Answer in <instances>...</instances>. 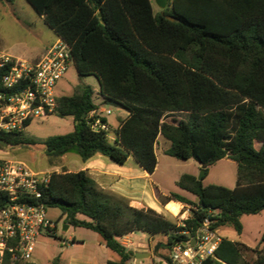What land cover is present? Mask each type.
I'll use <instances>...</instances> for the list:
<instances>
[{"label":"trees","instance_id":"16d2710c","mask_svg":"<svg viewBox=\"0 0 264 264\" xmlns=\"http://www.w3.org/2000/svg\"><path fill=\"white\" fill-rule=\"evenodd\" d=\"M28 2L70 45L80 82L74 94L58 96L55 113L72 117L74 129L43 141L51 165L69 153L83 162L102 155L120 165L133 156L153 174L160 136L170 143L167 155L197 161L205 167L204 178L210 166L225 158L237 164L234 189L183 174L177 185L195 195L196 202L174 192L159 193L166 207L177 202L191 207L185 227L151 208L132 207L127 198L104 191L85 170L52 172L39 201L59 209L65 225L98 234L119 256L107 264H129L135 258L122 244L131 233L162 235L160 250L171 251L187 240L183 231L194 233L207 217L212 229L232 226L241 234L243 215L264 212V0H170L158 12L152 0ZM91 75L99 82L101 103L128 112L113 140L110 129L92 128L89 114L99 105L93 88L83 83ZM1 78L2 73L3 92ZM23 135L0 130L7 147L34 143ZM248 251L255 253L252 261ZM156 256L172 264L160 251ZM52 264L62 262L56 258ZM202 264H264V233L253 248L222 238Z\"/></svg>","mask_w":264,"mask_h":264},{"label":"rangeland","instance_id":"374dc122","mask_svg":"<svg viewBox=\"0 0 264 264\" xmlns=\"http://www.w3.org/2000/svg\"><path fill=\"white\" fill-rule=\"evenodd\" d=\"M155 12L161 11L157 6L156 1L152 0ZM57 40L56 34L45 23L44 19L34 10L28 0H14L13 2H4L0 0V50L10 53L14 56L32 60L41 55V53L49 46L51 42ZM83 83L90 85L94 90V100L98 104L102 102L99 96V82L95 76L83 77ZM80 85L78 80L75 65L69 66L65 76L60 80L56 88L57 96L72 95L76 92ZM112 110L110 120L113 122L110 131V139L113 140L115 130L127 111L123 108L114 105H106ZM177 117L186 118L184 113H176ZM74 129L72 117H61L56 113L32 121L22 131L23 137L26 140L34 143L28 145H16L11 147L0 148V158L13 159L21 161L28 167L37 171L60 172L57 165H51V159L45 153L43 141L53 135H63L72 132ZM164 147L170 146V143L162 139ZM158 164L154 172L153 179L162 183V189L165 192H181L195 199L196 197L190 193L179 189L176 180L183 173L194 171L197 177L202 173V168H196L198 163L193 160H179L164 154L159 147L157 151ZM57 163V159L54 160ZM205 185L215 184L234 189L237 184V164L230 159H224L209 167L207 176L203 179ZM174 205L172 204L169 211L160 213L174 221L181 218L173 213ZM184 205V204H183ZM181 208V207H180ZM188 207L185 206L183 210ZM172 212V213H171ZM48 217L51 221L57 224L56 237L50 235V232L43 233L38 238V243L32 257V261L36 264H52L59 258L62 264L75 263L74 261L80 257H86L90 254V248L94 245V239L91 236H99L95 232L85 228L70 227L67 229L62 218V212L57 208L47 209ZM191 215L189 211L187 216ZM243 231L238 234L232 226H225L219 229L218 235L222 238H228L238 243L246 244L250 247H255L261 235L264 233V212L257 215H243L241 217ZM86 235V237H85ZM144 237V241H148L149 234L137 232V237ZM85 239L86 244L81 243L71 244L70 238ZM164 239V236L158 235L157 239ZM221 238V239H222ZM138 239V238H137ZM133 244L129 248L137 250L142 249L138 240H132ZM165 244V243H164ZM155 246H151L148 250L153 252ZM162 255L169 256L170 251L159 250ZM157 251V252H158ZM112 252V251H111ZM115 258L119 256L116 253ZM156 255V254H155ZM246 258L252 261L255 258V253L252 251L245 252ZM159 259L161 257L157 256ZM162 259V258H161ZM148 259H145L146 261ZM19 263V262H18ZM15 263V264H18ZM11 264V263H10ZM129 264L135 263L134 259ZM151 264H156L153 261Z\"/></svg>","mask_w":264,"mask_h":264},{"label":"built area","instance_id":"2783aa9c","mask_svg":"<svg viewBox=\"0 0 264 264\" xmlns=\"http://www.w3.org/2000/svg\"><path fill=\"white\" fill-rule=\"evenodd\" d=\"M72 64L71 47L60 37L37 61L0 50L1 81L6 89L0 92V130L22 131L27 123L54 114L56 88ZM89 118L94 130H109L98 110L91 111ZM51 173L34 170L21 161L0 158V264L31 262L40 235L56 233L57 224L49 219L46 206L39 201ZM187 207L175 215H182L176 220L178 227H185V220L190 217L187 213L191 207ZM211 224L207 217L194 233L183 231L188 238L173 245L171 263L202 264L212 256L222 239ZM68 242L73 244V240ZM122 244L129 249L133 243L124 237Z\"/></svg>","mask_w":264,"mask_h":264},{"label":"crops","instance_id":"0c3cea01","mask_svg":"<svg viewBox=\"0 0 264 264\" xmlns=\"http://www.w3.org/2000/svg\"><path fill=\"white\" fill-rule=\"evenodd\" d=\"M52 44L53 42L49 44V46L41 53V55L33 58L31 61H37L40 58H42L43 55L46 53L47 49ZM98 105L99 107L97 110L101 112L104 118L107 120L109 129L111 130L113 122L110 120L109 118L110 116H107L108 115L107 111H110L109 114L111 115L112 110L109 107H107L105 104H102L101 102L98 103ZM127 117H128V112L127 115H125L124 119H126ZM124 119H122V121ZM120 123L118 127L120 126ZM162 139L164 138L160 136L155 146L157 159H158L157 151L159 150V147H161V150L164 154H166L165 151L169 148V146L164 147ZM55 164L57 165V169L60 172L63 170H67L69 172H77L80 170L87 171L89 175L100 185V187L104 191L127 198L130 202V205L134 208H138V209L151 208L157 211L158 213H166V211H169L170 209V207H166L167 204L163 205L159 199V193L162 196H168L170 193L163 191L161 187L162 183L160 181H156L153 179L154 173L149 174L146 170H144L133 156L129 157L126 164L120 165L114 162L113 160L102 155H96L91 159H89L88 161L83 162L76 154L69 153L62 157H59L57 159V163ZM196 168H202V165L198 163V166H196ZM183 174H181L178 177V179L176 180V184L179 178ZM187 174H191L197 177L194 171H191L190 173ZM179 189L182 190L181 188ZM182 191L187 192L185 190ZM174 193L180 194L186 198L191 199L192 201L195 202L197 201V197L195 195L194 196L196 198L193 199L181 192H174ZM179 204L181 206L180 211L181 210L184 211L183 209L187 205H183V203L181 202L175 203L174 208L177 207ZM70 227L71 226H69V228ZM91 237L94 239L95 243L92 246V248H90V254L86 257H80L79 259L74 261L75 263H70V264H107L109 260H117L115 256H113L114 254H112L114 252H111L109 249L106 248V246L102 243L101 238L99 236H91ZM125 237L127 239H130L132 243H133L132 240L139 241L138 244L142 246V249L137 250L135 248H129L130 250H133L135 253L150 252L148 249L151 246H156L158 243H165L164 239L162 238L157 239L158 235L157 236L149 235V238L147 239L148 241H144L145 240L144 237L141 236L137 237V233H131ZM84 238L77 239L76 237H74V238H70L69 240L75 241V243L73 244L79 242L84 246L86 244ZM153 261H155L156 264H167L163 259L161 258L159 259L155 254L152 255V257L146 261L134 258V262L139 264H151Z\"/></svg>","mask_w":264,"mask_h":264},{"label":"water","instance_id":"95a60500","mask_svg":"<svg viewBox=\"0 0 264 264\" xmlns=\"http://www.w3.org/2000/svg\"><path fill=\"white\" fill-rule=\"evenodd\" d=\"M155 1H156L157 6H158L162 11H164V10L169 6V4H170V0H155ZM98 17L100 18V21H101L102 23H104L101 12L98 13ZM169 19H170V20H173L172 17H169ZM0 145L5 146V147L7 146V144H6L4 141H2V140H0ZM204 175H205V167L202 166V173H201V175H200L199 177H197V179L200 180V181H202L203 178H204ZM65 227L68 229V228H69V225H66ZM161 246H165V244H163V243H158V244L154 247L153 252H136V253H135V258H136V259H139V260L149 259V258L152 257V255H154V254L157 253V251L159 250V248H160Z\"/></svg>","mask_w":264,"mask_h":264},{"label":"bare ground","instance_id":"6f19581e","mask_svg":"<svg viewBox=\"0 0 264 264\" xmlns=\"http://www.w3.org/2000/svg\"><path fill=\"white\" fill-rule=\"evenodd\" d=\"M180 204L177 206V207H175L174 209H173V214L174 215H178L179 214V211H180Z\"/></svg>","mask_w":264,"mask_h":264}]
</instances>
